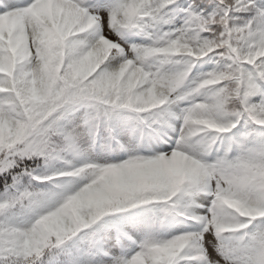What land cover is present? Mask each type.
Masks as SVG:
<instances>
[{
    "label": "snow or ice",
    "instance_id": "6c2138e0",
    "mask_svg": "<svg viewBox=\"0 0 264 264\" xmlns=\"http://www.w3.org/2000/svg\"><path fill=\"white\" fill-rule=\"evenodd\" d=\"M0 264H264V0H0Z\"/></svg>",
    "mask_w": 264,
    "mask_h": 264
}]
</instances>
